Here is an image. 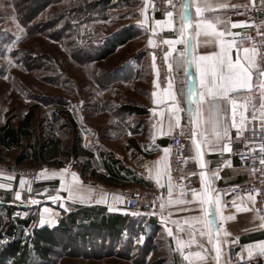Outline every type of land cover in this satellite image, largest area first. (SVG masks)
Wrapping results in <instances>:
<instances>
[{"label":"rangeland","instance_id":"obj_1","mask_svg":"<svg viewBox=\"0 0 264 264\" xmlns=\"http://www.w3.org/2000/svg\"><path fill=\"white\" fill-rule=\"evenodd\" d=\"M98 1L0 0V125L9 120L16 126L35 105L32 127L37 134H55L62 148L78 138L92 151L95 168H120L134 155L147 129L145 116L123 108H146L150 67L142 65V52L136 51L144 31L132 9L138 1L112 0L106 6ZM123 29L134 33L133 38L107 58L95 59L104 43ZM184 144L188 155L190 131ZM18 152L0 150V179L9 175L28 185L40 170L63 174L64 165L79 168L83 160L63 159L62 167L29 161L16 165ZM31 168L36 169L33 178L26 175ZM39 184L36 190L22 191L19 199L13 197L22 207L14 214L25 217L28 209L36 208L32 212L38 225L56 224L70 207L61 191L38 189ZM52 195L58 198L50 199ZM32 200L39 203L32 205ZM130 229L117 238L93 233L87 242L62 237L63 246L48 264H175L172 249L157 231L147 240L139 224Z\"/></svg>","mask_w":264,"mask_h":264},{"label":"crops","instance_id":"obj_2","mask_svg":"<svg viewBox=\"0 0 264 264\" xmlns=\"http://www.w3.org/2000/svg\"><path fill=\"white\" fill-rule=\"evenodd\" d=\"M136 5L132 9L136 11V22L143 31L141 37V46H143L140 55L142 65L150 67L149 85L150 91L147 98L146 110L144 114L147 121V129L143 132L144 139L141 144L137 145V150L131 158L123 162L120 168L97 169L100 173H106L107 169H111L119 176L118 185H108L95 178L88 180L89 176H83L74 166H65L64 173L52 175L50 172L39 171L38 176L42 173L46 178H35L34 183L30 182L25 185L21 184L18 178L13 181V176L6 175L5 179H0V190L12 192L14 197L16 193L22 191L31 192L38 181V189L44 188L61 191L64 194V204L71 208H99L105 213L115 214L125 218V230L123 233H131L133 226L140 225L139 232L149 236L150 232L157 231L163 236V241L168 243L175 257V264H229L228 252L233 248L237 257L255 258L257 260L264 256L259 251V242L264 241V216H260L254 207V196L248 193L233 194L231 186L238 181L248 179L250 171L241 167L238 162L228 152H223L224 143H228L229 136L226 139L216 141L213 132L212 122L215 119V110L213 101L206 97L201 104L202 120L197 128V133L204 132L208 138V142L212 145L210 149L207 145L202 147L204 168L199 166L195 158L196 152L192 143V149L186 155L189 159L187 167L196 175V180L186 189L175 186L171 192V200L169 203V136L176 129L181 128L185 141L186 131H190L192 135V125L189 121L192 117L189 115L190 110L195 109V105L185 103L184 93L187 91L190 83H197L195 79L188 82L189 77H193L195 68L192 65H187L188 75H185L184 66L177 67L176 60L185 52L186 44L184 42L174 44L173 50L169 52V45L164 43L165 40H177L181 36V13L190 17L193 20L191 32L192 35L187 39V45L191 46L192 54L206 55L211 52H219L220 48L215 37H206L203 34L195 35V20L199 19L196 16L195 4L202 3L203 0H174V10L172 16H164L160 12L153 10L151 0H137ZM210 5L208 11L202 14L203 18L217 25L218 31L226 33H234L236 35H226L224 39L235 40L236 45L231 50V57L236 59L237 53L243 57V49L255 47L249 39V24L243 20L231 19L226 14V8L233 5L242 6H257L262 9L264 14V3L262 0H207ZM184 4H189V7H183ZM171 21L170 24L165 21ZM160 22V23H157ZM238 22H245L239 25ZM237 23L236 27L233 24ZM187 36V33L185 34ZM152 39L154 46H150L148 41ZM208 40V43H204ZM159 52L169 53L167 56L168 64L173 67L170 70V78L173 82V92L176 94V99L179 102V107L184 111L179 113L180 127L175 126V119L168 113V103H161L160 96L153 97L152 93L155 90L162 94L167 86H163L158 78V73L153 70V56ZM243 62V61H242ZM258 66V52L256 57ZM257 68V67H256ZM256 68L252 69L253 81L256 87L252 89L241 90L236 93H230V97L237 102L238 112H243L247 120H251L256 127L264 129V120L260 119L262 92L257 86L255 75ZM157 81V87L154 88L153 81ZM154 99L156 103H154ZM219 105V126L217 131H222L223 126L228 127V132L232 128V113L231 104L226 99H219L215 102ZM247 105L246 108L240 105ZM155 110V111H154ZM255 113L256 119L253 120ZM239 123V116H237ZM199 138V136H198ZM185 146V144H184ZM168 149L167 152L164 150ZM163 158V159H161ZM160 162L159 165L157 162ZM187 161V160H186ZM159 167L161 176L157 183L156 172ZM63 169V168H60ZM57 169V170H60ZM204 171L212 178V173H216V177L212 178L211 187L213 189V201L218 196L220 202L219 214L217 213V205L215 202L201 205L199 202L188 203L192 201L191 189H201L200 172ZM54 173V172H53ZM56 173V172H55ZM58 173V172H57ZM72 173L78 177L79 183L74 185L76 194L83 196L85 199H68V191L61 188V176L65 182L72 181ZM54 180L55 183H52ZM27 183V182H26ZM134 185L143 187H157L161 194L166 198L161 204L156 213L151 215H142L136 212H129L125 209V190ZM54 187V188H52ZM57 193H54L55 195ZM49 197H55V196ZM185 201V203H175V201ZM239 207L240 210H237ZM113 209L109 211V209ZM192 218H202L209 220L213 225H221L222 228L217 235V229H212V239L209 240L208 228L201 222L193 221ZM139 219V220H138ZM189 221L186 223L185 221ZM54 224L50 225L53 226ZM179 225V227H178ZM171 230L172 235L169 236L168 230ZM204 233L201 235V233ZM142 234V235H143ZM178 241L183 242V247L178 246ZM252 245V254L249 255V249L245 246ZM217 248H219V258L217 259ZM199 253V256L196 254ZM189 257V259H185Z\"/></svg>","mask_w":264,"mask_h":264},{"label":"trees","instance_id":"obj_3","mask_svg":"<svg viewBox=\"0 0 264 264\" xmlns=\"http://www.w3.org/2000/svg\"><path fill=\"white\" fill-rule=\"evenodd\" d=\"M112 0H99L98 4L106 6ZM135 34L123 29L119 34L107 40L95 59H105L115 49L127 43ZM35 105H31L16 126L9 120L0 125V150L9 152L19 149L13 158L16 165L29 161L34 164L46 163L57 167L63 166V159L77 160L82 158L79 170L83 176L88 175L108 185H118L119 176L111 169L100 173L91 164L93 153L83 147L78 138L62 148L60 138L53 133L39 135L32 127ZM125 111L137 115L147 113L145 108L124 107ZM53 183V182H52ZM12 192L0 190V264H48L56 249L63 246L62 237L72 242H87L93 233L117 238L123 234L125 218L105 213L99 208H71L59 217L53 226L38 225L37 215L28 209L25 217L15 215L22 209ZM28 230V231H27ZM76 233L74 234V231ZM147 240L150 236L146 237Z\"/></svg>","mask_w":264,"mask_h":264},{"label":"snow or ice","instance_id":"obj_4","mask_svg":"<svg viewBox=\"0 0 264 264\" xmlns=\"http://www.w3.org/2000/svg\"><path fill=\"white\" fill-rule=\"evenodd\" d=\"M264 3V0H262ZM183 7H189V4H184ZM210 5L207 3V0H203L202 3L195 4V12L196 16L199 19L195 20V35L200 36L203 34L206 37H215L216 42L219 45V52H211L206 55H194L192 54L191 46L187 45V39L191 37L192 32V24L193 20L181 13V36L177 40H165L164 43L168 44L169 52L173 50L172 46L177 43L184 42L186 44L185 52L181 54V57L176 60L177 67L183 65L185 75H188V68L187 65H192L195 68V72L193 77H189L188 82L192 79H195L197 83H190L187 91L184 93V101L185 103H189L191 105H195L194 110L189 111V115L192 119L189 123L192 125V143L195 148L196 156L199 166L204 168V159H203V151L201 150L203 146L207 145L210 149L215 150L212 148V145L208 142V138L204 132L197 133V128L199 127L201 120H202V113H201V104L204 102L205 98L208 97L213 101V108L215 110V119H213L212 126L213 132L216 137V141L219 142L221 139H226L229 136L228 127L223 126L222 131H217L219 126V105L215 102L219 99H226L231 104V113H232V127L234 128H241L244 124V121L247 119L244 113L238 112V106L236 100L230 97V93H236L241 90L245 89H252L256 87L252 83L253 81V72L252 69L257 67L256 57L258 49L256 47L251 48H244L243 49V57L237 53L236 59L233 60L230 53L233 47L236 45L235 40H226L224 37L226 35H236L234 33H226L224 31H218L217 25L213 24L211 21H208L203 18L202 14L208 11ZM169 17L173 14L171 12L167 13ZM160 23V22H157ZM165 23L170 24L171 21H165ZM245 22H238L239 25H243ZM237 23L233 24V27H236ZM187 33V36L185 35ZM261 35L262 40H264V33H258ZM208 40H205L204 43H208ZM150 46H154L152 39L150 38L148 41ZM169 53H165V57ZM243 61V62H242ZM167 62V60H166ZM173 67L172 64H169V69L171 70ZM153 70L156 71V64H155V56H153ZM260 76H264V71L260 72ZM154 88L157 87V81L154 79L153 81ZM259 87L262 92V103H261V112H260V119L264 120V80L259 81ZM173 82L172 79H169L168 86L163 90V93H157L155 90L153 91L152 95L154 98L160 96L161 103H168V113L171 117L175 119V126L180 127V117L179 113L184 111L181 107H179V102L176 99V94L173 92ZM156 103V100L153 101ZM240 107L246 108L247 105H240ZM155 111V110H154ZM237 116H239V123H237ZM256 119L255 113L253 114V120ZM241 135L240 131L237 132V136ZM199 136V138H198ZM230 145L229 143H224L223 145V152H229ZM165 152L168 149L164 150ZM260 152L264 153V145H261ZM163 159V158H161ZM159 161L157 164L159 165ZM264 163V160L261 161ZM66 170H61V172ZM52 175H56V173H52ZM161 176V172L159 167H157L156 178L157 183H159V179ZM216 177V173H212V178ZM38 178H46L45 175L42 173ZM201 178V189L198 191L196 189H191L192 201L188 203H196L199 202L201 205L215 202L217 205V213L219 214L220 210V202L218 196L213 201V189L211 187L212 178L208 176V174L204 171L200 172ZM25 181L21 180V184ZM79 183L78 177L75 173H72V181L70 183L65 182L63 176H61V188L68 191V199H80L83 201L85 198L83 196H78L76 194L74 185ZM0 187H4L3 184H0ZM169 203H173L171 200V192L173 187H175L171 183V177H169ZM17 199L20 197V193H16ZM58 197H50V199L56 200ZM39 201L32 200L31 204L36 205ZM175 203H185V201L177 200ZM63 207V205H61ZM163 203L161 207H163ZM113 209H109L112 211ZM237 210H240L239 207ZM44 211H48L44 209ZM193 221L201 222L208 228L209 240L211 242L212 239V229H217V235L219 234L220 229L222 228L221 225H213L209 220L202 219V218H192ZM189 223V221H185ZM43 223V220L41 221ZM179 227V225H178ZM169 236L172 235L171 230H168ZM204 233L202 232L201 235ZM178 246L183 247V242L178 241ZM249 249V255L252 254V245L245 246ZM259 251L261 254H264V241L259 242ZM199 256V253L196 254ZM219 258V248H217V259ZM185 259H189V257H185Z\"/></svg>","mask_w":264,"mask_h":264},{"label":"built area","instance_id":"obj_5","mask_svg":"<svg viewBox=\"0 0 264 264\" xmlns=\"http://www.w3.org/2000/svg\"><path fill=\"white\" fill-rule=\"evenodd\" d=\"M154 11L167 16L173 12L174 0H151ZM226 14L231 19L243 20L249 24V39L258 49V66L255 71L257 86L259 81L264 80L260 72L264 71V40L258 33H264V14L257 6L233 5L226 8ZM143 46L136 51H141ZM164 53L159 52L156 56L157 73L160 83L168 85L170 78L169 64L166 62ZM241 135L238 137L237 132ZM229 156L233 157L238 164L250 171V177L236 182L231 186L233 194L248 193L254 196V207L260 216H264V153L260 152L264 145V129L256 127L251 120L244 122L241 128H230ZM169 174L178 188L186 189L192 184L197 175L187 167L184 137L181 128H176L169 136ZM1 168V167H0ZM1 170V169H0ZM27 177L33 178L36 169L28 170ZM125 209L142 215H151L157 212L160 204L166 200L157 187H143L140 185L130 186L125 190ZM229 264H254L255 258H238L234 249L228 252ZM257 264H264V256L257 260Z\"/></svg>","mask_w":264,"mask_h":264}]
</instances>
